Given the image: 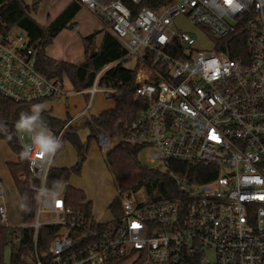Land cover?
I'll return each mask as SVG.
<instances>
[{
    "label": "built area",
    "instance_id": "1",
    "mask_svg": "<svg viewBox=\"0 0 264 264\" xmlns=\"http://www.w3.org/2000/svg\"><path fill=\"white\" fill-rule=\"evenodd\" d=\"M76 1L102 18L126 49L123 59L134 61L133 97L142 104L125 141L162 171L171 162L209 170L197 183L175 175L163 194L141 184L121 194L118 218L98 222L66 204V182L46 185L55 155L41 156L32 134L16 130L23 150L30 148L35 264H44L36 249L42 225L58 226L51 264H264V0H153L156 9L146 0ZM181 15L213 39L210 47H196L188 31L175 28ZM4 26L0 19V94L33 105L63 97L62 77L40 71L27 33ZM236 36L246 47L239 58L226 47ZM116 62L96 72L86 89L91 97L117 92L99 83ZM72 122L56 133L46 129L61 140ZM98 143L107 149L110 136L100 133ZM0 225L11 226L1 182Z\"/></svg>",
    "mask_w": 264,
    "mask_h": 264
},
{
    "label": "trees",
    "instance_id": "2",
    "mask_svg": "<svg viewBox=\"0 0 264 264\" xmlns=\"http://www.w3.org/2000/svg\"><path fill=\"white\" fill-rule=\"evenodd\" d=\"M38 1L33 0L32 4L28 5L24 0H0V19L5 23L6 29L18 27L27 33L30 42L37 48L38 68L41 72L58 77L66 75L73 88L81 90L92 84L96 72L105 64L117 61L116 64L104 70L99 81L101 85L117 90L116 93L111 94L114 96L115 106L97 115H89L79 123L69 125L65 129L61 138L62 145L67 141L71 143L82 161L71 167L53 166L48 172L46 185L58 189L67 182L71 173H79L81 163L86 157L89 140L99 133H105L110 138L116 139V142L104 153V162L117 188V195L108 206L114 218H118L121 214V194L133 190L139 180L143 181L149 194L154 189L159 193H166L167 187L174 186L175 175L189 183L204 181L207 176L206 170H209L206 167L202 165L190 167L183 162H171L170 171H162L159 167L150 166L142 161L140 146L125 141V133L142 102L133 97L135 69L123 67L126 49L120 41L107 30L100 45L95 46V52L90 56L96 34L93 32L83 38L85 59L82 63L73 64L52 59L45 54V46L51 43L62 29L75 26L74 16L81 5L75 0L71 1L48 26L44 27L30 15L31 11H36ZM142 5L157 8V2L153 0H146ZM226 47L233 58H239L246 52L241 36L233 37ZM32 106L33 103L15 102L0 94V139H3L17 156L16 162L7 163V168L22 201V222L27 224V226L16 227L0 225V264H35L34 228L28 224L34 219L36 192L29 188L27 159H21L20 153L23 148L15 127L20 114L22 112L31 114ZM41 116L46 128L54 133L64 124L63 119L53 115L49 110H44ZM80 128L89 130L85 141H82L78 135ZM65 200L67 205L81 209L87 217L90 215V202L85 200L83 190L67 185ZM57 229L56 225H42L37 230L36 249L39 257L44 260V264H51L48 261L47 251L51 237ZM7 247L10 248L8 261L5 260Z\"/></svg>",
    "mask_w": 264,
    "mask_h": 264
},
{
    "label": "rangeland",
    "instance_id": "3",
    "mask_svg": "<svg viewBox=\"0 0 264 264\" xmlns=\"http://www.w3.org/2000/svg\"><path fill=\"white\" fill-rule=\"evenodd\" d=\"M26 4L31 5L33 0H24ZM52 0H39L36 11H31L30 15L35 19L38 18L43 19L45 18V14L47 9L49 8V4ZM36 20V19H35ZM175 28L183 29L188 31L195 39L196 47L199 46L200 48H208L211 46L213 39L206 34V32L200 28H198L194 23H192L186 16H178L175 18ZM97 47V46H96ZM134 61L133 59H128L123 62V67L131 69L133 67ZM112 66V65H111ZM110 67V66H109ZM108 68V66L106 67ZM64 87L70 88V84L65 82L64 79ZM113 94V93H112ZM90 98L88 95L87 99ZM80 100V99H79ZM75 97H70L68 100H64L62 97L52 101H46V104H51L53 110L61 115L64 112V106L71 105L74 103ZM88 102V100H87ZM91 106L87 112H91L92 114H99L101 111L106 109L112 108L115 106V99L114 96L111 94L108 95L102 90L97 91L93 94L91 98ZM50 132L48 129H46ZM19 131V130H18ZM100 133L89 140L88 150L85 157V162L82 164V168L80 169L79 173H71L67 179L68 186L73 188L83 189L85 184H88L91 190L93 191L94 195L96 196H107L112 200L117 195V188L116 184L112 178L111 172L109 169H104L102 164L104 162V153L105 151L112 146L115 142V138H110V145L107 149L103 150L98 144V137ZM16 153L12 151V149L7 145V143L0 139V177L3 180L4 191L6 195V204L7 206L10 205L8 208V219L9 223L16 224L21 219L19 215L13 218L14 212H16L17 207L20 206L18 201V196L14 185L11 181L10 175L5 167V161L16 159ZM142 161L149 164L144 160V156H141ZM77 161L76 154L72 149V146L69 143H66L63 148H61L58 158L55 160V165H62L71 167L74 162ZM86 165V166H85ZM86 167V170H85ZM141 184H144L142 180H139L138 183L134 186V190H138L141 188ZM19 213V212H18ZM15 215V214H14ZM12 216V218H11ZM10 248L7 247L5 250V260H9ZM117 264H129L127 261H121Z\"/></svg>",
    "mask_w": 264,
    "mask_h": 264
},
{
    "label": "crops",
    "instance_id": "4",
    "mask_svg": "<svg viewBox=\"0 0 264 264\" xmlns=\"http://www.w3.org/2000/svg\"><path fill=\"white\" fill-rule=\"evenodd\" d=\"M71 1H73V0H52L51 3L49 4V8L46 11L45 18L41 19V21H40V19L35 18L36 21L41 26H44V27L48 26L51 23V21ZM74 21H75L74 27L62 29L53 38L52 42L49 43L47 46H45L44 52L48 57L55 59V60L67 61V62H70L73 64H80L85 59V50H84L83 38L92 34L93 32H96L95 37H94V45L98 47L100 45L102 39H103L104 33L108 30L106 27V24L104 23L102 18L100 16H98L97 14H95L94 12H92L90 9H88L84 5H81L80 9L75 14ZM62 79H63V82L65 79V82H68L70 84V88H71V89H68L67 87H64L65 88V95L62 98L64 100L65 99L68 100V98H70V97H75L74 103L71 105V107H69V105L64 106V112L61 115L57 114L53 110V107L51 104H46L45 110H49L53 115L63 119L64 123L67 120L72 119L73 122L71 125L79 123L82 119H84L85 117H87L89 115H95V114H92L91 112H87L90 107L86 110V105L89 102V100L91 101V98H92L90 96V98L87 99L88 95H90L86 90L87 88H83L81 90H75L73 88V86L71 85V83H70V81L66 75H63ZM55 100H57V99H55ZM87 100H88V102H87ZM46 101H48V100H46ZM46 101H43L41 103L44 104V103H46ZM50 101H52V100H50ZM89 106H91V103L89 104ZM88 132H89L88 128H80L78 130V135L82 141L86 140ZM66 143H69V142L68 141L65 142L64 145ZM69 144L72 146V149L74 150L76 157H77V161H75L73 164V165H75L77 162H81L82 160L79 161V157L77 156L75 148L73 147V145L71 143H69ZM64 145H63V147H64ZM60 150H61V148L56 152V154L54 156L53 166L54 167H68V166H62V165L61 166L55 165V160H56V158H58ZM16 161H17V158L5 161V163H6L5 167H6L9 175H10V173H9L8 168H7V163L8 162H16ZM83 162H85V161H83ZM83 162L81 163V168H82ZM101 164H102V167H104V169H108L105 162H103ZM85 170H86V167H85ZM10 178H11V181L14 185V188H15L17 196H18V201L20 203V206L17 207L16 212H14L15 215L14 214L12 215L14 219L16 218L15 216H17V215H19V217L21 219L18 223L11 225V226L15 227V226H21L23 224L22 217H21L22 201H21V198L19 196V193L17 192V189L15 187V184L13 182L11 175H10ZM2 181L3 180L0 177V182L3 185ZM66 185H68L67 182H66ZM3 187H4V185H3ZM81 190H83V192L85 194V200L90 202V214L94 220H96L98 222H106L113 217V215H112V213L108 207L110 202L112 201V200H109L110 198H108L107 196H96V195H94L93 191L91 190V188L89 187L88 184H85L83 186V189H81ZM7 204H8V202H7ZM9 207H10V205H8V208ZM12 216H11V218H12Z\"/></svg>",
    "mask_w": 264,
    "mask_h": 264
},
{
    "label": "clouds",
    "instance_id": "5",
    "mask_svg": "<svg viewBox=\"0 0 264 264\" xmlns=\"http://www.w3.org/2000/svg\"><path fill=\"white\" fill-rule=\"evenodd\" d=\"M46 109L43 103L34 104L31 108V114L22 112L16 122V129L32 134L33 145L39 148L41 156L52 157L63 146L62 141L46 130L41 113ZM39 124V127H38ZM21 159H27L30 156L29 146H24L20 153Z\"/></svg>",
    "mask_w": 264,
    "mask_h": 264
},
{
    "label": "water",
    "instance_id": "6",
    "mask_svg": "<svg viewBox=\"0 0 264 264\" xmlns=\"http://www.w3.org/2000/svg\"><path fill=\"white\" fill-rule=\"evenodd\" d=\"M94 52H95V45H92L90 56H92L94 54ZM79 161H81L80 158H79ZM66 189H67V185L65 184L63 186V190L66 191Z\"/></svg>",
    "mask_w": 264,
    "mask_h": 264
},
{
    "label": "snow or ice",
    "instance_id": "7",
    "mask_svg": "<svg viewBox=\"0 0 264 264\" xmlns=\"http://www.w3.org/2000/svg\"><path fill=\"white\" fill-rule=\"evenodd\" d=\"M229 2H230V0H229Z\"/></svg>",
    "mask_w": 264,
    "mask_h": 264
}]
</instances>
